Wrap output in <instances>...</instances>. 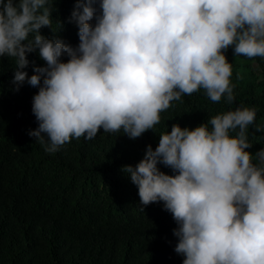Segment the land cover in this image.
<instances>
[{"label":"clouds","instance_id":"obj_1","mask_svg":"<svg viewBox=\"0 0 264 264\" xmlns=\"http://www.w3.org/2000/svg\"><path fill=\"white\" fill-rule=\"evenodd\" d=\"M57 2L0 0V66L15 62L16 91L25 82L39 89V126L28 134L49 154L101 129L135 140L173 101L200 90L232 104L226 51L264 58V0H76V47L41 34L53 29ZM31 53L45 66L29 77ZM256 113L240 106L195 129L174 124L155 150L148 145L138 164L122 168L142 210L162 202L171 213L183 264H264V149L246 151Z\"/></svg>","mask_w":264,"mask_h":264},{"label":"trees","instance_id":"obj_2","mask_svg":"<svg viewBox=\"0 0 264 264\" xmlns=\"http://www.w3.org/2000/svg\"><path fill=\"white\" fill-rule=\"evenodd\" d=\"M76 0H58L52 28L41 34L78 46V27L69 22ZM56 9V10H55ZM62 25L60 27V25ZM55 32H54V31ZM225 55L232 63L235 101L212 102L200 90L161 113L154 130L133 140L121 130L93 140L73 139L49 154L29 136L38 128L33 97L38 88L25 82L16 91L15 62L0 66V264H183L175 252L178 226L163 203L143 210L138 188L122 168L135 166L146 148L158 146L160 134L174 124L195 129L212 116L237 107H255L248 138L255 153L264 149V58ZM29 77L42 67L38 53L28 54ZM65 61L67 57L63 58ZM235 135V133H232ZM254 163H258L254 159ZM161 171L173 175L170 168Z\"/></svg>","mask_w":264,"mask_h":264}]
</instances>
